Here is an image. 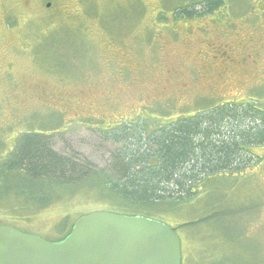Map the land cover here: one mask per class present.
<instances>
[{"label": "rangeland", "instance_id": "1", "mask_svg": "<svg viewBox=\"0 0 264 264\" xmlns=\"http://www.w3.org/2000/svg\"><path fill=\"white\" fill-rule=\"evenodd\" d=\"M193 1L194 18L174 16ZM205 3L0 0V165L25 133H52L57 152H79L104 169L114 148L100 130L139 121L158 129L218 103L264 108V0H221L212 12ZM253 152L260 163L211 178L195 200L218 203L224 215L215 220L225 229L223 264H264V146ZM5 183L39 188L14 173ZM52 201L30 218L12 211V200L0 202V225L55 241L64 220L108 209L94 192ZM243 206L256 210L236 213ZM182 237L197 244L187 230Z\"/></svg>", "mask_w": 264, "mask_h": 264}, {"label": "trees", "instance_id": "2", "mask_svg": "<svg viewBox=\"0 0 264 264\" xmlns=\"http://www.w3.org/2000/svg\"><path fill=\"white\" fill-rule=\"evenodd\" d=\"M205 2L208 12L221 6V0ZM197 5L193 1L177 8L174 16L194 18ZM149 125L147 121L129 122L100 130L103 141L114 148L104 169L79 152H57L52 133L23 134L0 165V202L12 200L11 210L30 218L50 206L59 193L94 192L107 200L108 212L145 217L180 234L186 230L193 234L195 246L181 237L182 264H223L225 229L215 220L224 215H220L218 203L195 200L201 185L211 178L243 175L262 161L253 149L264 146V108L252 100L218 103L185 118L169 119L158 129L149 130ZM12 173L39 188L31 192L19 185L6 186ZM255 210L243 206L236 213L249 215ZM64 223V228L59 225L60 239L49 241L59 243L71 234L74 224L67 219ZM199 225L203 228L195 230ZM241 238L236 237V242ZM203 241L206 247L199 245Z\"/></svg>", "mask_w": 264, "mask_h": 264}, {"label": "water", "instance_id": "3", "mask_svg": "<svg viewBox=\"0 0 264 264\" xmlns=\"http://www.w3.org/2000/svg\"><path fill=\"white\" fill-rule=\"evenodd\" d=\"M0 264H182V246L161 222L96 212L59 243L0 227Z\"/></svg>", "mask_w": 264, "mask_h": 264}, {"label": "flooded vegetation", "instance_id": "4", "mask_svg": "<svg viewBox=\"0 0 264 264\" xmlns=\"http://www.w3.org/2000/svg\"><path fill=\"white\" fill-rule=\"evenodd\" d=\"M259 58H261V57H259ZM246 60H248V58L247 57H245L244 58V61L246 62ZM255 86L257 87V86H260V84L258 85V84H255Z\"/></svg>", "mask_w": 264, "mask_h": 264}]
</instances>
